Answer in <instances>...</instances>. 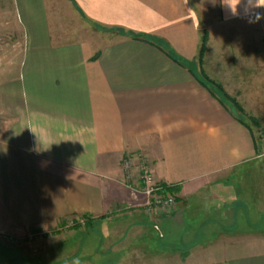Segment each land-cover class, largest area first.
I'll use <instances>...</instances> for the list:
<instances>
[{
	"label": "crops",
	"instance_id": "crops-1",
	"mask_svg": "<svg viewBox=\"0 0 264 264\" xmlns=\"http://www.w3.org/2000/svg\"><path fill=\"white\" fill-rule=\"evenodd\" d=\"M217 2L227 32L211 45L210 78L264 121V19H225ZM4 4L20 47L0 61V233L24 237L69 220L80 226L85 216L89 229L124 220L125 231L157 236L143 244L190 248L146 264H264V240L230 244L237 211L248 206L244 194L226 205L223 196L234 176L260 164L253 134L230 103L154 43L164 40L188 61L198 56L202 28L191 0ZM92 24L123 33L96 45ZM136 152L159 182L179 186L171 209L149 211L136 180L127 183L123 160ZM240 222L264 232V210Z\"/></svg>",
	"mask_w": 264,
	"mask_h": 264
},
{
	"label": "rangeland",
	"instance_id": "rangeland-1",
	"mask_svg": "<svg viewBox=\"0 0 264 264\" xmlns=\"http://www.w3.org/2000/svg\"><path fill=\"white\" fill-rule=\"evenodd\" d=\"M5 2H9V0H0V61L8 59L9 50L20 47L18 41L11 40L12 26L10 20L12 19V10L5 8ZM191 2L200 16L201 35L206 30L208 41L203 61L200 62L197 56L190 64L198 75H202L203 77L206 74L208 79H204L211 85V81L213 80L210 78L212 70L211 45L221 38L225 39L227 26L221 21L217 0H215V5L212 0H191ZM76 16L78 14L70 5V27L72 28L80 26V22L76 20ZM73 17H75V20L71 19ZM90 28L89 33L92 42L96 45L104 41H110L123 33V30L106 28L95 24H92ZM104 33H106V40L98 37ZM213 81L222 86L218 81ZM241 107L243 108V106ZM239 114L252 125L247 118L250 114ZM251 117L256 118L264 126L263 120L253 115ZM253 128L256 137H259L258 129L255 126ZM259 143H261V140ZM125 160L126 157L123 163ZM255 162H259L260 164L247 169L245 175L234 176L235 178L232 181V186L234 187L229 189V197H227L228 194L223 195L228 200L225 203L223 202L224 205L229 204L228 202H231V199L235 195L241 194H244L248 202L245 213L241 209L237 211V224L233 230L234 236L230 239V244H255L257 241L264 240V232H258V229L254 225H251V222L238 223V220L241 221V219L256 221L264 210V147H262ZM134 178H136L137 182L140 181L141 174L137 169L134 171ZM206 198L208 203L214 202L212 195H208ZM247 215H249V218L246 217ZM227 220L225 217V221ZM70 222L69 220L63 226L50 232L31 230L24 237L0 233V264H146L147 258H157L179 253L175 248H171L178 246V244H143L146 240L157 239V236L150 233L144 236L142 233H132L131 228L125 231L123 226L126 221L124 220L120 222H102L103 227L95 224L91 229L83 225H70ZM114 225L120 227L116 233L112 231V226ZM82 242L85 244H81ZM116 242H119V244H114ZM130 242H135V244H129ZM191 251L201 252L204 249H192Z\"/></svg>",
	"mask_w": 264,
	"mask_h": 264
},
{
	"label": "trees",
	"instance_id": "trees-1",
	"mask_svg": "<svg viewBox=\"0 0 264 264\" xmlns=\"http://www.w3.org/2000/svg\"><path fill=\"white\" fill-rule=\"evenodd\" d=\"M134 35V34H133ZM135 38H141L144 41H148L149 38H147L145 35H134ZM157 45H159L160 47H162V49H164V51H166V53L178 64H182V65H186L190 68V70H192V72L194 73V75H196V77L198 78V80H200V82L206 87L208 88V90L212 93L213 96H215L218 100H220V102H222L224 105L226 104V102L230 103L231 105L234 106V108L236 109V111H238L239 113L245 114L244 109L241 107V105L237 102V100H235L233 97H231L224 89L222 86H220L219 84H217L215 81H211V85H209V82L207 80H205L206 78L208 79V77L205 75H198L197 72L191 67V61L185 60L182 57H180L164 40L162 39H155L154 40ZM207 41H208V34L207 31L204 30L203 34L201 36V41H200V46H199V51H198V59L200 62L203 61V57L204 54L206 52V45H207ZM95 58V57H94ZM205 78V79H204ZM248 120L252 123V125H250L246 119L242 120V122H244L249 129L251 130L254 140H255V145H256V150H257V154H259V152L262 150V147H264V126H262L259 121L254 118V117H247ZM241 119H243V116L241 117ZM253 126H255L258 129L259 132V137H256V133L254 131ZM261 140V143H259ZM162 186L164 188V192H169L174 194L175 196L177 195L178 191H179V186L177 185H169L166 183H162ZM177 200V197H176ZM85 221L86 220H90L89 217L85 216L84 217ZM172 249H176L179 253H181L182 256H186L189 252H190V248L188 246L185 245H180L178 244V246L176 247H171Z\"/></svg>",
	"mask_w": 264,
	"mask_h": 264
},
{
	"label": "built area",
	"instance_id": "built-area-1",
	"mask_svg": "<svg viewBox=\"0 0 264 264\" xmlns=\"http://www.w3.org/2000/svg\"><path fill=\"white\" fill-rule=\"evenodd\" d=\"M126 171L127 183L134 181V171L139 170L141 174L138 186H132L134 190L141 191L149 197L148 210H169L175 206L177 200L176 196L169 192H164L162 183L159 182L155 175L152 163L143 152H136L126 157L123 163ZM131 186V184H129ZM80 225L85 226V220L78 219ZM75 220H71L70 225H74Z\"/></svg>",
	"mask_w": 264,
	"mask_h": 264
},
{
	"label": "clouds",
	"instance_id": "clouds-1",
	"mask_svg": "<svg viewBox=\"0 0 264 264\" xmlns=\"http://www.w3.org/2000/svg\"><path fill=\"white\" fill-rule=\"evenodd\" d=\"M215 5V0H212ZM225 19L241 18L248 23H257L264 19V13L256 11L264 8V0H219Z\"/></svg>",
	"mask_w": 264,
	"mask_h": 264
}]
</instances>
